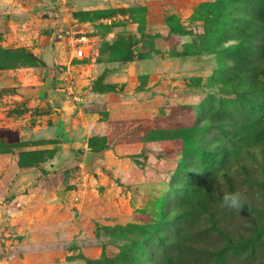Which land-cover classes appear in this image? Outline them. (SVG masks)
Wrapping results in <instances>:
<instances>
[{"label": "rangeland", "instance_id": "1", "mask_svg": "<svg viewBox=\"0 0 264 264\" xmlns=\"http://www.w3.org/2000/svg\"><path fill=\"white\" fill-rule=\"evenodd\" d=\"M10 8L0 0V78L9 80L0 87V176L8 178L58 147L57 104L20 95V82L47 75L33 51L49 40L47 13L14 20ZM51 13L55 36L68 26L95 37L82 59L56 42L55 67L81 90L108 68L111 97L78 103L102 119L115 106L124 147L115 168L80 156L64 170L56 187L69 195L56 198L54 225L27 227L19 212L3 221L0 264H264V0H60ZM53 56L46 46L44 58ZM24 69L38 77L17 79ZM105 139L91 136L87 152L107 148ZM86 167L96 179L81 185ZM228 193L240 194L241 210L222 206Z\"/></svg>", "mask_w": 264, "mask_h": 264}, {"label": "crops", "instance_id": "2", "mask_svg": "<svg viewBox=\"0 0 264 264\" xmlns=\"http://www.w3.org/2000/svg\"><path fill=\"white\" fill-rule=\"evenodd\" d=\"M10 1L12 8L9 11L13 14L14 20L15 18L25 20L23 16L30 14L33 8L37 9L34 12V17L47 13V16L41 21V25L45 27L44 34L49 33V40L43 43L41 38V41L38 40L39 45L33 49L34 53L45 64L43 76L44 73H47V75L33 85L25 86L23 82H20V95H24L25 97L30 96L31 99L33 97H45L47 101L57 104V111L52 113V115L54 118L53 133L58 139V147L53 157L36 166L28 169L13 168L14 172L10 174V178H8L7 174H1L0 224L2 225L5 220L9 223H14L13 221L16 218L13 215L19 212L21 216H18L20 219H17H24L25 222L23 223H26L27 227L34 225L35 221H42L43 224L50 227L57 220L56 198H63L69 195L64 193L62 189H57L60 187H56V181L58 179V182L62 183L64 170L77 163L80 160V156H83V160L85 161L88 153L86 147L90 146L89 138L97 134L106 138L108 147L99 152L93 151L91 154V161L94 160L95 163H99L100 160L102 162L103 158H105L106 167L115 168V149L124 147V145L123 142H117L115 139V106L111 107L107 105V115L102 119L99 112L86 109L85 106L78 103V101L81 103L85 102L86 104L90 103L89 106H91L96 103L105 102L111 97V93L114 92L112 88L110 87L111 89L105 92H98L94 84V89L91 84V87L89 86L82 90L79 88V90L74 86L73 80H66L65 77L60 75L59 67H55V64L60 63V61H58L57 54L59 50H57V44L54 41L57 28L55 29L54 22H52L51 10L60 0ZM59 28H61V25ZM64 29L62 31L68 32L69 27L65 26ZM48 45L52 48L54 55L50 58L51 63H49L48 58H44L45 47ZM16 75L19 80H23L25 77L30 79L34 76L38 77L33 74V71L26 69L17 71ZM110 81L104 79L105 83ZM7 85H9L8 76L5 75L4 78L2 76L0 78V87ZM0 161L2 163V156H0ZM89 170L87 167L83 169L85 174L80 175L81 185L84 183L88 185V180L96 179L95 176L89 174ZM80 187L83 189V186ZM68 191L74 190L70 189ZM80 192L82 194V190ZM7 196L11 198L8 201L6 200V204H2L3 199ZM84 201L83 199L80 201L82 203L81 208H83ZM89 211V207L85 208V213Z\"/></svg>", "mask_w": 264, "mask_h": 264}, {"label": "built area", "instance_id": "3", "mask_svg": "<svg viewBox=\"0 0 264 264\" xmlns=\"http://www.w3.org/2000/svg\"><path fill=\"white\" fill-rule=\"evenodd\" d=\"M55 43L63 44L66 41V45L71 49L72 56L77 59H82L89 56L93 51V45L95 44V37L88 36L85 31L69 30L65 35L57 34Z\"/></svg>", "mask_w": 264, "mask_h": 264}, {"label": "water", "instance_id": "4", "mask_svg": "<svg viewBox=\"0 0 264 264\" xmlns=\"http://www.w3.org/2000/svg\"><path fill=\"white\" fill-rule=\"evenodd\" d=\"M107 72L108 68L105 67L93 81L94 87L98 92H105L111 89L110 86L104 82L105 75L107 74ZM89 161H91V152H88L85 158V163H88Z\"/></svg>", "mask_w": 264, "mask_h": 264}, {"label": "clouds", "instance_id": "5", "mask_svg": "<svg viewBox=\"0 0 264 264\" xmlns=\"http://www.w3.org/2000/svg\"><path fill=\"white\" fill-rule=\"evenodd\" d=\"M222 206L241 210L242 208V200L239 193H228L223 197Z\"/></svg>", "mask_w": 264, "mask_h": 264}, {"label": "trees", "instance_id": "6", "mask_svg": "<svg viewBox=\"0 0 264 264\" xmlns=\"http://www.w3.org/2000/svg\"><path fill=\"white\" fill-rule=\"evenodd\" d=\"M52 157V156H51ZM33 166H35V165H33ZM32 167V166H31ZM19 168L21 169V167L19 166Z\"/></svg>", "mask_w": 264, "mask_h": 264}]
</instances>
